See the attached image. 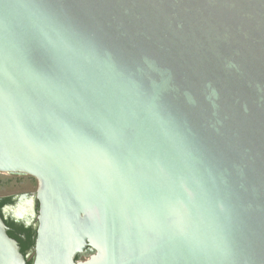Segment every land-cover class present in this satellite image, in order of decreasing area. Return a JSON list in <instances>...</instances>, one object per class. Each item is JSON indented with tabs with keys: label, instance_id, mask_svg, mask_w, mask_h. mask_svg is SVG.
<instances>
[{
	"label": "water",
	"instance_id": "obj_1",
	"mask_svg": "<svg viewBox=\"0 0 264 264\" xmlns=\"http://www.w3.org/2000/svg\"><path fill=\"white\" fill-rule=\"evenodd\" d=\"M0 174L30 264H264V0H0Z\"/></svg>",
	"mask_w": 264,
	"mask_h": 264
},
{
	"label": "flooded vegetation",
	"instance_id": "obj_2",
	"mask_svg": "<svg viewBox=\"0 0 264 264\" xmlns=\"http://www.w3.org/2000/svg\"><path fill=\"white\" fill-rule=\"evenodd\" d=\"M19 177H27V176H19ZM32 179L36 186L34 192H27V193H21L19 195L15 196H6L0 198V217L2 218V221L4 225L7 228V235L15 240L20 248L21 254L24 256H27V264H30L32 256H33V249L34 244L37 236V224H38V215H39V204L34 199L33 205H31L33 209V215L30 214L29 211L22 212L24 215H28L29 217V224H27V221L25 218H22L23 220H15L14 218H11V213L8 217L4 215V209L6 207L15 206L16 202L15 199H17L19 196L23 194H28L29 197H32L35 194V191L37 189V182L35 179L29 177ZM10 198L11 202L9 204H3L1 203L3 199ZM27 208V207H26ZM29 208V207H28ZM12 212L14 210L12 209ZM30 214V215H29ZM13 216V215H12Z\"/></svg>",
	"mask_w": 264,
	"mask_h": 264
},
{
	"label": "rangeland",
	"instance_id": "obj_3",
	"mask_svg": "<svg viewBox=\"0 0 264 264\" xmlns=\"http://www.w3.org/2000/svg\"><path fill=\"white\" fill-rule=\"evenodd\" d=\"M35 182L29 177L0 174V198L34 192Z\"/></svg>",
	"mask_w": 264,
	"mask_h": 264
},
{
	"label": "trees",
	"instance_id": "obj_4",
	"mask_svg": "<svg viewBox=\"0 0 264 264\" xmlns=\"http://www.w3.org/2000/svg\"><path fill=\"white\" fill-rule=\"evenodd\" d=\"M10 202H11L10 198H5V199L2 200L1 203H3V204H9Z\"/></svg>",
	"mask_w": 264,
	"mask_h": 264
}]
</instances>
